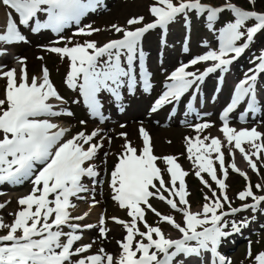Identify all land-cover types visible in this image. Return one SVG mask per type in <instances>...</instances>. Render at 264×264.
I'll return each instance as SVG.
<instances>
[{
	"label": "snow or ice",
	"instance_id": "snow-or-ice-1",
	"mask_svg": "<svg viewBox=\"0 0 264 264\" xmlns=\"http://www.w3.org/2000/svg\"><path fill=\"white\" fill-rule=\"evenodd\" d=\"M247 3L248 8L232 0H224L219 6L202 0H155L148 8L150 21L146 22L144 16H134L126 21V25H139L137 27L111 25L115 33L121 34L119 38L103 44L94 40L72 44L70 38L60 34L73 23L79 26L82 18L100 6L101 0H0V6L8 10L0 27V57L9 53V47L5 46L29 42L22 28L32 33L41 30L55 33L60 40L66 41L64 46L40 47L59 55L62 60L67 58L64 84L78 92L89 115L103 123L106 117L101 94L109 93L119 106L123 100L122 89L134 93L138 82L137 60L139 82L144 92L152 90L142 46L145 34L162 30L161 44H164L169 25L183 20L188 28L190 14L204 17L208 30L216 34L218 48L204 41L202 47L207 50L203 54L180 63L166 76L164 90L150 108L151 112H156L166 104L179 103L190 89L199 91L209 74L229 71V66L249 49L254 37L258 33L264 34V10L257 9V0H247ZM226 12L230 14L228 21L217 29L216 23ZM99 31L88 24L78 27L75 34L91 36ZM183 51L189 52L187 39ZM37 59L43 60V56ZM207 62L211 64L203 71L188 70ZM17 63L19 71L0 64V79L5 81L0 98V185L17 186L28 182L31 187L17 199L18 209L9 213L13 217L10 223L0 217V230H6L0 235V264H191L193 258H196L195 264H202L198 258L206 253L211 254L212 264H231L218 249L227 237L247 226V221L238 224L232 220L229 225L225 217L248 209L256 211L264 204V194L253 192L247 172L235 162V154L238 151L247 166L260 175L257 161L264 166V132L256 127H231L229 116L242 102L247 105L239 116L242 123L246 122L249 113L255 116L260 111L257 79L258 75L264 74V49L250 59L254 67L235 84L230 103L220 115L222 126L219 131L223 140L211 135L201 137L205 129L212 127L210 122L193 125L197 135L185 138L187 158L195 166V175L211 193L210 196L205 194V202L197 210L192 209L187 199L185 177L188 173L177 157H157L151 136L142 125L138 129L142 141L139 148L128 139V133H119L124 142L108 183L111 199L125 210L128 219L110 218L124 233L116 241V254L102 246L93 251L95 240L84 242L85 230L93 228L98 230L97 239H108L110 229L104 215L99 216L95 225L81 223L98 201L93 196L92 204L82 214H78L79 206L75 202L85 199L81 193L95 191L84 179L88 178L93 185L97 182L99 173L95 160L103 147L102 130L94 128L89 132L88 121L84 119L79 121L82 128L74 133L71 128L58 123V118L72 117L73 113L64 107L67 101L52 82L48 68L42 67L39 75L29 76L27 58L18 57ZM125 126L120 125L121 128ZM225 147L232 157L228 165L222 150ZM158 160L164 162V169L158 166ZM217 162L221 176L217 175ZM229 168L246 181L244 189L236 194L237 199L251 198L252 203H243L239 208L231 206L226 183ZM165 173L169 177L167 181ZM202 173L211 178L216 189ZM255 188L264 193V183L256 184ZM153 199L165 202L172 211L180 214L181 219L177 221L173 215L158 211L151 203ZM7 203L10 201L0 203V209ZM149 211L157 218L154 224L146 218ZM161 224L175 229L178 238L167 235ZM229 226L231 232L227 230ZM247 255L252 258L250 245ZM253 264H264V251L255 255Z\"/></svg>",
	"mask_w": 264,
	"mask_h": 264
},
{
	"label": "rangeland",
	"instance_id": "rangeland-1",
	"mask_svg": "<svg viewBox=\"0 0 264 264\" xmlns=\"http://www.w3.org/2000/svg\"><path fill=\"white\" fill-rule=\"evenodd\" d=\"M203 2L206 3H210L214 6H219L222 3H224V0H202ZM232 2L237 3L239 6L241 7H245L248 8L250 7V5H248L247 0H232ZM152 4V0H126L124 3H120V5L114 6L109 8V10H107L106 12H104L103 14L99 15L94 21V23L92 24L93 28H98L100 29V31L98 33H93L91 36H83L81 35V39L82 41L85 40H94L97 41L98 44H103L109 40H111L112 38H117L120 34L115 33L113 29H111V25L115 24L118 25L120 27H126V21L134 16H144L145 20L149 19V11L148 8L149 6ZM257 9L258 10H264V0H257ZM148 11V12H147ZM225 16H222L220 21L216 24V28H220L224 23ZM229 16H227L226 22L228 21ZM139 25H135V26H127V27H137ZM210 31H208L206 34L202 31H192V33L190 34L191 36V45H189V51L192 52L194 51L193 47H196L199 44H202L204 41H210L209 38H206L207 35H211L209 34ZM177 35V34H175ZM196 35V36H194ZM66 37L71 39V42L73 44V40L79 39L80 37L74 38V36L72 35H67ZM74 38V39H73ZM182 36L179 35L178 38L176 40H172L171 43L174 44L173 47H170L169 45H167L165 48L161 49V47L158 46L157 43V38H150L151 40H148L150 43H146L145 44V49L150 53V58L149 61H151V63H161V70L165 69V66H167V62L169 61L168 59H170L171 57H173V54L178 52L179 50V45L182 41ZM72 44H69L68 46H71ZM195 45V46H194ZM24 46V45H23ZM64 46V44L62 45ZM213 47V44L211 45ZM25 50H27L28 52L30 51V49L27 46H24ZM201 50H205V48H202ZM200 50V51H201ZM184 52V51H183ZM41 54L44 55H49L50 57L47 59L49 60V64L52 65L51 63L54 61V66L56 65V62L58 60H61L60 57H55L54 55H51L49 52L46 51H42ZM202 54V53H201ZM29 59H27L28 62L32 63V66L36 65L32 67V72H30L29 76L34 75L35 73H37L40 69L39 67V63L41 62L40 59L37 60L36 62H33V58L34 56L29 54ZM178 56V53L176 54ZM180 56H183V53L180 54ZM175 62L174 57L172 58ZM171 59V60H172ZM152 65V64H150ZM60 65L53 68V70L50 73V76L52 78V80L58 85V87L61 89L60 91L62 92V96L67 95L68 90L64 87V79H65V75L66 72H63V70L60 69ZM1 98V95H0ZM235 121V120H234ZM234 121H232L230 123L231 127L240 129V128H251V127H256L258 131L260 132H264V118L261 119V121L257 122V123H251L248 124V126H245V123H235ZM204 122H210L212 124V128L209 129H205L203 133H201V137H203V135H210L211 133H213L215 131V129L217 127H219L217 125L216 120H212V121H203ZM193 125L191 126H181V127H170V129L167 128H159L156 131H154L153 135H152V139H154L155 142V147L157 149V152L159 153V155L161 153H166V151H172V153L175 155L174 152H178L179 154L182 153H187L186 151V137H195L197 135ZM128 130L126 131V133L128 134V139L133 143L134 146H137L139 148V133H138V129H134V125L132 126L131 124L127 125ZM223 140V135H220V137ZM117 140V143L115 144V147L113 148V153L111 154V158H113L116 153H119V151L121 150V145L123 144L124 140L122 137L119 136V133H116L115 137L113 138V140ZM207 143V142H206ZM247 148V145H244ZM224 153H227V149H223ZM105 153H107L104 149V154H102L99 159H97L95 161V163L97 165L100 166L99 168V174L102 175V171L104 169L103 167V160L106 158L107 155H105ZM237 156L239 154V152L237 151ZM262 156H264V154H262ZM258 164V168H259V172L260 175H257L256 173L251 174L249 176L250 181L252 182V185L254 186V190H256L257 194H262L261 192H259L256 188L255 185L258 183H264V166H261L260 161L257 162ZM183 170L188 171L189 168H194V165L192 164V162L186 161L184 162L183 166H182ZM101 175L99 176L98 179V183L96 184L97 188L95 190L94 193V198L98 199L99 201H101L102 196H101V186H100V181H101ZM190 180V179H189ZM228 188H227V194L229 197V200L231 202H235L234 205H237L239 202V199H237V193L239 191H242L245 187L246 181L242 180V179H238L237 177H230L228 179ZM189 195L187 196V199L190 201L192 209L193 210H197L205 201H204V196L205 194H208L209 196L211 195V193L209 192L208 189H204L202 187H200L197 183H195L193 185V187L190 186V188L187 189ZM103 193L108 196H110L111 191L108 188V186L106 185L105 187V191H103ZM4 201H2V199H0V203H3ZM106 204L105 201H103V203L101 204V208L104 209V205ZM109 210L113 213V216H119V213L116 212V206L114 203L112 204H108ZM18 209V205H17V201H12L10 204L6 205V207L4 209L0 210V217H3L4 222L5 223H10L11 220L13 219L12 216L9 215L10 212L16 211ZM224 209H226V204L224 205ZM102 211V210H101ZM105 216V214H103ZM111 216V217H113ZM238 224L242 221L241 218H237L234 219ZM247 221V226H243L245 229H248L251 232H254V240L258 239V244L260 245L261 242H264V230H261V222L264 221V216H255V217H249L247 219H245ZM244 220V221H245ZM260 223H257V222ZM231 224V221L229 223V225ZM107 227L110 229L109 232L115 231V232H119L122 231V228L119 227L116 229H114V225L112 223V220L110 218H108L107 220ZM230 227V226H229ZM229 230V229H228ZM2 231H6V230H2ZM109 234V233H108ZM123 231L121 232V236H119V238L113 240V239H106V240H100L97 239L98 235L96 234V232H93L92 234H90L88 236V240H95L96 243L94 245V248H98V247H104L106 250L109 249V246L111 244H113V247L109 250H107L108 252H111L113 254H116L118 251V246L116 241L121 239L123 236ZM246 246H240L238 248V250L236 251L235 255L233 256L235 258V260H239V259H243L242 256V248H244ZM255 246H253L254 248ZM115 251H112L114 250ZM261 252L258 251L257 254Z\"/></svg>",
	"mask_w": 264,
	"mask_h": 264
},
{
	"label": "bare ground",
	"instance_id": "bare-ground-1",
	"mask_svg": "<svg viewBox=\"0 0 264 264\" xmlns=\"http://www.w3.org/2000/svg\"><path fill=\"white\" fill-rule=\"evenodd\" d=\"M122 1H124V0H122Z\"/></svg>",
	"mask_w": 264,
	"mask_h": 264
}]
</instances>
